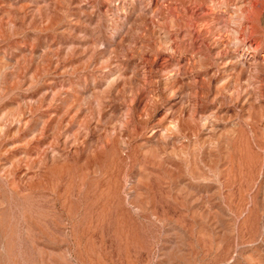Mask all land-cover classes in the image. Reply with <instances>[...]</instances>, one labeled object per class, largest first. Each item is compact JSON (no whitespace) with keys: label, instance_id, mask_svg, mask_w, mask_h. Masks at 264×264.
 <instances>
[{"label":"rangeland","instance_id":"obj_1","mask_svg":"<svg viewBox=\"0 0 264 264\" xmlns=\"http://www.w3.org/2000/svg\"><path fill=\"white\" fill-rule=\"evenodd\" d=\"M0 264H264V0H0Z\"/></svg>","mask_w":264,"mask_h":264},{"label":"bare ground","instance_id":"obj_2","mask_svg":"<svg viewBox=\"0 0 264 264\" xmlns=\"http://www.w3.org/2000/svg\"><path fill=\"white\" fill-rule=\"evenodd\" d=\"M240 5V4H239ZM238 6H236V8H237ZM242 8V7H241ZM237 9H239V8H237ZM242 11V10H241Z\"/></svg>","mask_w":264,"mask_h":264}]
</instances>
